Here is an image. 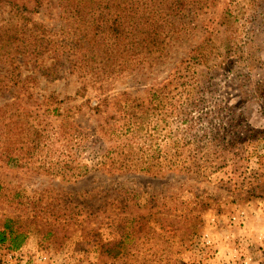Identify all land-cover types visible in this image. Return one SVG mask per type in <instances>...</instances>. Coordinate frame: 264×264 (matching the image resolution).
<instances>
[{
    "label": "rangeland",
    "instance_id": "obj_1",
    "mask_svg": "<svg viewBox=\"0 0 264 264\" xmlns=\"http://www.w3.org/2000/svg\"><path fill=\"white\" fill-rule=\"evenodd\" d=\"M56 1L32 17L56 29ZM164 5L180 16L151 23L179 32L143 67L96 82L15 59L62 102L0 159V264H264V0Z\"/></svg>",
    "mask_w": 264,
    "mask_h": 264
},
{
    "label": "trees",
    "instance_id": "obj_2",
    "mask_svg": "<svg viewBox=\"0 0 264 264\" xmlns=\"http://www.w3.org/2000/svg\"><path fill=\"white\" fill-rule=\"evenodd\" d=\"M43 1L0 0L1 160L25 158L29 145L43 139L40 130L30 124L34 104L41 107L44 100L47 104L62 102L29 91L28 77L21 78L15 59L34 58L45 76L56 74L67 64L94 76L97 82L102 73L114 74L116 69H135L151 62L166 51L172 34L179 32L151 23H169L173 15L180 16L164 5L171 0H57L58 29L32 17L43 7ZM161 4L163 8L154 7ZM58 109L55 106L53 112ZM130 129L128 125L125 132ZM8 229L5 224L0 230V244L8 239ZM107 245H101L104 254Z\"/></svg>",
    "mask_w": 264,
    "mask_h": 264
},
{
    "label": "built area",
    "instance_id": "obj_3",
    "mask_svg": "<svg viewBox=\"0 0 264 264\" xmlns=\"http://www.w3.org/2000/svg\"><path fill=\"white\" fill-rule=\"evenodd\" d=\"M206 241L208 242V239H206Z\"/></svg>",
    "mask_w": 264,
    "mask_h": 264
}]
</instances>
